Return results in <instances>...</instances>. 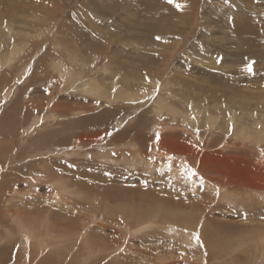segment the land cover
I'll use <instances>...</instances> for the list:
<instances>
[{
    "label": "rangeland",
    "instance_id": "obj_1",
    "mask_svg": "<svg viewBox=\"0 0 264 264\" xmlns=\"http://www.w3.org/2000/svg\"><path fill=\"white\" fill-rule=\"evenodd\" d=\"M1 127L0 264H264V0H0Z\"/></svg>",
    "mask_w": 264,
    "mask_h": 264
},
{
    "label": "bare ground",
    "instance_id": "obj_2",
    "mask_svg": "<svg viewBox=\"0 0 264 264\" xmlns=\"http://www.w3.org/2000/svg\"><path fill=\"white\" fill-rule=\"evenodd\" d=\"M16 52V51H15ZM87 82V81H86ZM67 83H72L71 82V80H69V81H67ZM84 83H85V81H84ZM86 86V85H85ZM88 88V87H87ZM98 88V87H97ZM93 89V88H92ZM87 90H89V89H87ZM92 92V91H91ZM129 94V93H128ZM128 94H123V92L122 93H119L117 96H113L111 99L113 100V101H117V100H119V99H124L125 97H128V98H130L129 97V95ZM115 95V94H114ZM124 96V98H122ZM130 96H131V94H130ZM126 99V98H125ZM164 100V99H163ZM163 104V103H162ZM158 105H159V103H158ZM169 107V106H168ZM32 109V108H31ZM160 109H162L161 107H160ZM172 111L171 112H173V109H171ZM20 111V110H19ZM57 114V113H56ZM104 114V113H103ZM105 116V115H104ZM100 119V118H99ZM4 120V119H3ZM84 120V119H83ZM50 121V120H49ZM52 121V120H51ZM80 121V120H79ZM86 121V120H85ZM50 123V122H49ZM80 123V122H79ZM82 124H84V121L83 122H81ZM3 124V123H2ZM52 124V123H51ZM1 129V131H2V127L0 128ZM3 130H4V128H3ZM0 135H1V133H0ZM133 146V145H132ZM134 148H136L135 146H133ZM133 151V150H132ZM135 151V150H134ZM143 153V152H142ZM137 156H138V153H137ZM140 156V155H139ZM139 159V158H138ZM136 160H137V158H136ZM173 167V166H172ZM180 169V168H179ZM2 186H4V184L2 185ZM1 188V187H0ZM2 189V188H1ZM77 195V194H76ZM78 196V195H77ZM21 228L23 229V235H24V242L25 243H27L28 244V242L30 243L34 238H35V234L34 233H32L31 231H30V229H29V227H26L24 224L21 226ZM4 231V230H3ZM6 231V230H5ZM7 232V231H6ZM6 232H5V234H6ZM4 234V235H5ZM8 235V234H7ZM3 236V235H2ZM1 236V237H2ZM9 237V236H8ZM7 237V238H8ZM4 238H6V235L3 237V238H1L0 240H2V239H4ZM43 238V237H42ZM79 238V237H78ZM44 239H42V241L40 240V239H38V238H36V239H34L33 241H35V243H37V244H39L40 246V248L41 247H43V248H41L40 249V251H43L46 247H45V245H44V242H45V240L43 241ZM82 241H84V240H82ZM4 244V243H3ZM49 245V244H48ZM8 248V247H7ZM12 248V247H11ZM5 249V248H4ZM10 250V249H9ZM46 250V249H45ZM3 251H6V250H2L1 249V247H0V255L1 254H3ZM39 251V252H40ZM42 253V252H41ZM262 254H264V253H262ZM260 261V260H259ZM0 262H1V260H0ZM2 263H4V260L2 261Z\"/></svg>",
    "mask_w": 264,
    "mask_h": 264
},
{
    "label": "snow or ice",
    "instance_id": "obj_3",
    "mask_svg": "<svg viewBox=\"0 0 264 264\" xmlns=\"http://www.w3.org/2000/svg\"><path fill=\"white\" fill-rule=\"evenodd\" d=\"M169 2L171 3V2H173V0H169ZM176 6H177L178 8H179V7H182V5H180V4H177ZM249 70H251V66H249ZM198 238H199V237L197 236V239H198Z\"/></svg>",
    "mask_w": 264,
    "mask_h": 264
},
{
    "label": "crops",
    "instance_id": "obj_4",
    "mask_svg": "<svg viewBox=\"0 0 264 264\" xmlns=\"http://www.w3.org/2000/svg\"><path fill=\"white\" fill-rule=\"evenodd\" d=\"M22 223H24V222H22ZM21 225H23V224H21Z\"/></svg>",
    "mask_w": 264,
    "mask_h": 264
}]
</instances>
